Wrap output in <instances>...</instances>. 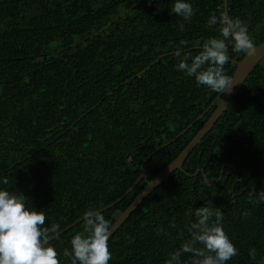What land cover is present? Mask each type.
Returning a JSON list of instances; mask_svg holds the SVG:
<instances>
[{
  "label": "trees",
  "instance_id": "16d2710c",
  "mask_svg": "<svg viewBox=\"0 0 264 264\" xmlns=\"http://www.w3.org/2000/svg\"><path fill=\"white\" fill-rule=\"evenodd\" d=\"M171 2L0 0V175L8 179L0 187L22 193L46 216V234L56 235L48 246L60 264H71L63 252L83 221L59 232L87 208L118 199L144 167L147 178L102 210L111 226L216 108L220 93L177 71L169 53L185 41L198 55L218 36L216 26L206 27L213 14L238 18L255 45L264 41V0H189L191 21L170 13ZM229 54L237 61L245 55ZM224 70L233 77L235 65ZM182 169L112 234L108 264H164L181 243L177 232L194 219L192 208L203 204L224 213V231L238 249L227 264H254L252 248L264 259V203L253 196L264 191V56Z\"/></svg>",
  "mask_w": 264,
  "mask_h": 264
},
{
  "label": "clouds",
  "instance_id": "9594fccd",
  "mask_svg": "<svg viewBox=\"0 0 264 264\" xmlns=\"http://www.w3.org/2000/svg\"><path fill=\"white\" fill-rule=\"evenodd\" d=\"M170 13L183 21H191L194 8L189 0H172ZM218 36L209 38L199 46V54L192 56L185 41L173 52L177 58V71L194 79L195 84L217 93H226L233 85V78L225 73L224 66L230 62L229 49L235 53L255 54V44L238 18L227 15L208 17L207 28H214ZM184 31V24L178 25ZM0 184L8 179L0 175ZM258 204L264 203V191H253ZM26 197L0 187V264H60L55 248L48 246L49 237L44 230L46 216L33 207H28ZM194 217L177 232L181 241L178 247L167 253L164 264H185L182 259L190 256L187 264H227L238 254L223 228L224 213L219 207L203 204L192 208ZM247 217V213H244ZM83 228L70 239V248L63 252L71 264H108L111 260L108 241L112 227L101 210L87 208L82 214ZM170 223L169 228H176ZM164 232L158 229V234ZM254 264L257 261L255 248L249 250Z\"/></svg>",
  "mask_w": 264,
  "mask_h": 264
},
{
  "label": "water",
  "instance_id": "95a60500",
  "mask_svg": "<svg viewBox=\"0 0 264 264\" xmlns=\"http://www.w3.org/2000/svg\"><path fill=\"white\" fill-rule=\"evenodd\" d=\"M224 5L226 6V0H224ZM192 48H198V46L192 47ZM192 48H188L192 49ZM173 52H170L171 54ZM165 55V54H164ZM162 55V56H164ZM158 56L151 64H154L160 57ZM264 56V41L258 43L255 45V54L254 55H248L245 54L240 60H231L232 63L235 65V70L233 74V85L230 87V89L226 93H222L218 95V98L220 97V100L216 106V108L213 110L209 118L205 121V123L202 125V127L197 131V133L194 135V137L190 140V142L184 147V149L176 156L174 160H172L167 166H165L161 171H159L151 180H149L144 187V189L137 195V197L128 205V207L119 215L118 218L113 222V224L110 226L112 227L110 231V237L112 234L122 225V223L129 217L131 212L142 202V200L157 186L159 185L168 175H170L175 169L183 170L182 164L185 161L186 157L189 155V153L196 147V145L200 142V140L204 137V135L212 128L214 123L217 121V119L221 116V114L226 109L227 105L231 101V99L234 97L235 93L238 91L242 83L247 78L250 71L253 69V67L262 59ZM149 66H147L148 68ZM214 102V101H213ZM212 102V103H213ZM200 116L196 119L198 120ZM195 120V121H196ZM194 121V122H195ZM191 125H189L187 128L183 129L177 136H180L182 133H184ZM168 142L162 144L161 146L157 147L151 154L148 155L147 159L154 154L156 151L161 149L163 146L167 145ZM146 159V160H147ZM225 165L222 166L220 175L218 180L222 176L223 168ZM227 166L231 167V165ZM199 169L195 171L197 173ZM204 180L206 181V176L201 170ZM194 173V174H195ZM148 176V171L142 167L140 175L137 177V179L133 182V184L124 192L122 195L113 201L112 203L102 207L101 209L97 210H105L112 206H114L116 203H118L121 199H123L137 184L138 182L144 178L146 179ZM82 219L79 217L75 221H73L71 224L67 225L64 229H62L59 234L62 232L70 229L77 223L81 222ZM56 238L55 236H52L49 238V241Z\"/></svg>",
  "mask_w": 264,
  "mask_h": 264
}]
</instances>
